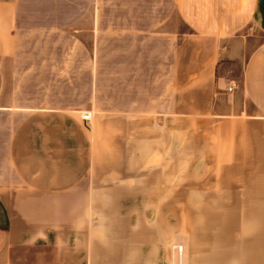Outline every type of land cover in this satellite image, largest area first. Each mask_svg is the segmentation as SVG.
I'll return each mask as SVG.
<instances>
[{"label":"crops","instance_id":"crops-1","mask_svg":"<svg viewBox=\"0 0 264 264\" xmlns=\"http://www.w3.org/2000/svg\"><path fill=\"white\" fill-rule=\"evenodd\" d=\"M171 1L188 31L147 0H0V264H171L177 224L113 219L151 196L223 214L217 264H264V42L219 73L264 0Z\"/></svg>","mask_w":264,"mask_h":264},{"label":"rangeland","instance_id":"rangeland-1","mask_svg":"<svg viewBox=\"0 0 264 264\" xmlns=\"http://www.w3.org/2000/svg\"><path fill=\"white\" fill-rule=\"evenodd\" d=\"M154 12H160L162 16H175L172 19V25H174L178 31H188L189 28L185 25L181 19L179 13L175 14L173 3L171 0H147V16H152ZM171 14V15H170ZM264 42V28L254 18H251L247 25L232 38H228L223 41L228 46L221 50V63L219 68L220 75H226L228 78H234L241 81L243 64L247 56ZM226 101V100H224ZM89 113V112H87ZM83 115V114H82ZM98 126L105 130L104 118L98 119ZM179 172L185 171H209L217 172L216 165L198 166V165H185L179 164L176 166ZM203 168V169H202ZM205 168V169H204ZM153 183V182H151ZM185 184L186 182H181ZM164 199L161 197H146V212H130L124 214H113V219L116 220V216L124 215V220L129 221H144L145 231L147 237V244L157 243L161 234L165 235V231H169L171 224H177V231L174 230L173 243L171 244V264H185L186 260V246L183 243L187 240L189 245V252L191 258L194 256L196 264H201L202 260L199 259L198 254H202V244L206 245V253L210 257V261L205 262L208 264H217V246L219 233V221H224L223 214H219L214 211L210 212H192L190 211L193 206H186V197H179V211L177 213H171L169 211H156L160 208V201ZM165 208L168 210V200ZM199 208V207H197ZM213 208V207H210ZM154 209L155 211H148ZM112 214H108L111 216ZM223 216V217H222ZM106 214L99 213L98 220H105ZM122 219V217H121ZM176 239V240H175ZM174 245L182 246V254L178 250H174ZM155 247V246H151ZM199 259V260H198Z\"/></svg>","mask_w":264,"mask_h":264},{"label":"built area","instance_id":"built-area-1","mask_svg":"<svg viewBox=\"0 0 264 264\" xmlns=\"http://www.w3.org/2000/svg\"><path fill=\"white\" fill-rule=\"evenodd\" d=\"M228 90L229 91H232L233 90V86H229L228 87ZM82 118L84 119V120H91V115H90V113H85V114H83L82 115ZM173 249L174 250H178L180 253H182V251H183V248H182V246H177V245H174V247H173Z\"/></svg>","mask_w":264,"mask_h":264},{"label":"bare ground","instance_id":"bare-ground-1","mask_svg":"<svg viewBox=\"0 0 264 264\" xmlns=\"http://www.w3.org/2000/svg\"><path fill=\"white\" fill-rule=\"evenodd\" d=\"M182 254V253H181Z\"/></svg>","mask_w":264,"mask_h":264}]
</instances>
